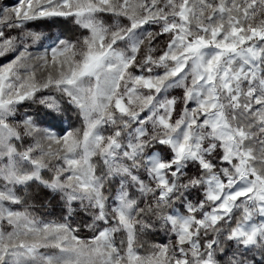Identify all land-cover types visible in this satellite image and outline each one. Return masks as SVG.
Returning a JSON list of instances; mask_svg holds the SVG:
<instances>
[{"label":"snow or ice","instance_id":"obj_1","mask_svg":"<svg viewBox=\"0 0 264 264\" xmlns=\"http://www.w3.org/2000/svg\"><path fill=\"white\" fill-rule=\"evenodd\" d=\"M0 58V264H264V0H16Z\"/></svg>","mask_w":264,"mask_h":264},{"label":"trees","instance_id":"obj_2","mask_svg":"<svg viewBox=\"0 0 264 264\" xmlns=\"http://www.w3.org/2000/svg\"><path fill=\"white\" fill-rule=\"evenodd\" d=\"M40 31H55L59 33V35L63 39L75 40L78 36H80L83 30L76 27L71 21H64L62 18H59L56 22H40V26L37 27ZM57 95L58 99H61L65 112L60 121L55 122L53 125V129L55 131L61 132L65 125L63 123V119H66L67 127L69 129H79L82 127V119L80 118L78 112L72 108L71 106L67 105L66 100L62 97ZM25 111L30 113H37L43 112L42 106L37 104H28L23 108ZM33 208L35 211L33 215L37 218L45 221H55V222H63V217L67 215L65 211H63V204L58 202L57 200L51 199L49 194H46V190L34 191L33 194V201H32ZM74 226L79 225L80 231L78 235L81 237L87 238L92 235V232L87 230L83 227L85 223V218L82 214L74 215L69 221ZM146 239L150 243H164L167 242V236L163 231H157L155 233L150 234ZM119 242V237L117 238V243Z\"/></svg>","mask_w":264,"mask_h":264},{"label":"rangeland","instance_id":"obj_3","mask_svg":"<svg viewBox=\"0 0 264 264\" xmlns=\"http://www.w3.org/2000/svg\"><path fill=\"white\" fill-rule=\"evenodd\" d=\"M15 3H16V0H0V7L14 5ZM35 30L40 31L37 28ZM40 32L43 34L44 37H46V39L43 41V45H36V46H34L32 48V51L34 53L43 52L50 44H52L57 39V37L62 38L59 35V33L55 32V31L44 30V31H40ZM3 63H7V60L3 59V58H0V64H3ZM42 94H49V93L45 92V93H42ZM51 94H55V93H51ZM24 111H25L24 109H21V113H23ZM63 123H64L65 127H64V129L61 132L56 131L58 134H63V133H65L68 130H74V129H69L67 127V122H66L65 118L63 119ZM43 221H45V220H43ZM45 222H48V221H45Z\"/></svg>","mask_w":264,"mask_h":264}]
</instances>
